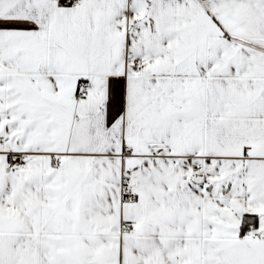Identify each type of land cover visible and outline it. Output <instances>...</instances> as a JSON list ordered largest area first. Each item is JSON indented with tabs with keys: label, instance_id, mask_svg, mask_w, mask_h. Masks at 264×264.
<instances>
[{
	"label": "snow or ice",
	"instance_id": "6c2138e0",
	"mask_svg": "<svg viewBox=\"0 0 264 264\" xmlns=\"http://www.w3.org/2000/svg\"><path fill=\"white\" fill-rule=\"evenodd\" d=\"M0 264H264V0H0Z\"/></svg>",
	"mask_w": 264,
	"mask_h": 264
}]
</instances>
